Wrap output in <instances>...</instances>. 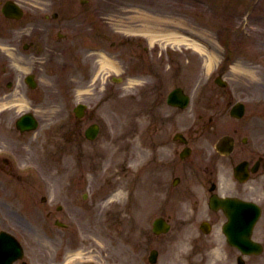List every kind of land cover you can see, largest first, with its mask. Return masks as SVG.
Masks as SVG:
<instances>
[{"label":"rangeland","instance_id":"obj_1","mask_svg":"<svg viewBox=\"0 0 264 264\" xmlns=\"http://www.w3.org/2000/svg\"><path fill=\"white\" fill-rule=\"evenodd\" d=\"M26 11V15L22 20L13 21L0 29V77L3 81L11 77L17 79L26 71L32 69L31 66L38 64L37 58L31 53L21 50L22 42L28 37L33 36L35 26H40L44 22L43 14L50 13L55 6V0H18ZM68 1V0H64ZM101 4H107L109 0H94ZM99 1V2H98ZM119 4H114L116 7H122L119 17L123 21L129 23L128 28H140L141 31L149 30H178L181 33H187L191 37L204 41L208 46L211 54L222 57L224 49L221 46L223 32L228 33L231 43L238 42V50L236 52H244L245 56L235 55L230 62L232 65L228 69V74L235 78L241 76L238 69H243L246 73L251 70L259 69V63L264 57V0H116ZM133 3L140 6L133 7ZM72 4H78L77 0H73ZM250 11V20L247 19L241 23V28L252 33L251 37H243L236 27L240 28V16L243 10ZM125 11V12H124ZM47 22V21H46ZM148 23L153 28H150ZM156 32V31H155ZM158 33V32H156ZM149 36V35H147ZM135 38H138L135 36ZM148 41V37H145ZM170 39V38H168ZM190 41V40H189ZM160 42V43H159ZM160 46L156 49L155 45L150 46L142 42L138 48L139 52H156L166 53L169 49L172 52L176 47H181V44L171 43L164 44L158 40ZM248 43V45H246ZM147 50H144V47ZM191 50V49H188ZM159 57V56H157ZM204 59V56H202ZM251 59V60H249ZM166 62V59H164ZM42 65V64H41ZM5 66L6 73L1 72V67ZM43 67V65L41 66ZM158 67V61L155 64ZM238 68V69H237ZM3 69V68H2ZM157 71V70H156ZM234 71V72H233ZM158 72V71H157ZM41 76L43 78L41 94H45V101L49 106L44 105L40 107L38 113L42 118L47 119L53 104L52 99L60 97V92L53 86L46 85L47 74L46 69L42 68ZM24 86L18 81L16 88L5 92L0 99H7V101L14 100L16 97H21ZM3 104V103H2ZM10 111H14L13 109ZM7 112V115L12 116L13 113ZM127 128V126H126ZM46 133V132H45ZM4 139H10L3 136ZM13 134L11 133V139ZM13 141V140H12ZM15 144L16 141H13ZM17 144V143H16ZM34 149L29 146L20 150L23 161L28 159L39 160L43 163L48 162L46 158L47 151H38V154L33 152ZM134 160V159H133ZM147 177L149 178L148 174Z\"/></svg>","mask_w":264,"mask_h":264},{"label":"bare ground","instance_id":"obj_2","mask_svg":"<svg viewBox=\"0 0 264 264\" xmlns=\"http://www.w3.org/2000/svg\"><path fill=\"white\" fill-rule=\"evenodd\" d=\"M172 34H174V36H175L176 38L181 39L180 41H184V40H182V39H185L183 36H181V35H177L174 31L172 32ZM170 37H171V34H170Z\"/></svg>","mask_w":264,"mask_h":264},{"label":"flooded vegetation","instance_id":"obj_3","mask_svg":"<svg viewBox=\"0 0 264 264\" xmlns=\"http://www.w3.org/2000/svg\"><path fill=\"white\" fill-rule=\"evenodd\" d=\"M246 120H250V119L248 118V116L245 115L244 121H246ZM246 125H249L248 121H246Z\"/></svg>","mask_w":264,"mask_h":264}]
</instances>
